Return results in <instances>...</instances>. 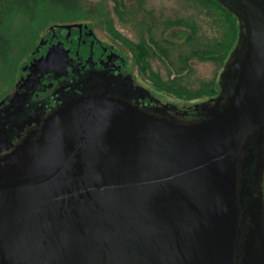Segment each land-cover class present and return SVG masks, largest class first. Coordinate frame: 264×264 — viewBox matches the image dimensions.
I'll list each match as a JSON object with an SVG mask.
<instances>
[{
	"label": "water",
	"instance_id": "95a60500",
	"mask_svg": "<svg viewBox=\"0 0 264 264\" xmlns=\"http://www.w3.org/2000/svg\"><path fill=\"white\" fill-rule=\"evenodd\" d=\"M215 1L239 32L204 119L85 96L0 157V264H264V0Z\"/></svg>",
	"mask_w": 264,
	"mask_h": 264
},
{
	"label": "flooded vegetation",
	"instance_id": "af4514ba",
	"mask_svg": "<svg viewBox=\"0 0 264 264\" xmlns=\"http://www.w3.org/2000/svg\"><path fill=\"white\" fill-rule=\"evenodd\" d=\"M46 5H41L32 23L31 29L38 31L35 41L18 61L10 85L0 95V129L6 126L13 146L3 150L0 157L30 133L39 137L46 118L66 102L85 96L120 99L177 124L205 118L204 112L193 107L206 100L180 107L181 103L168 101L165 93H157L140 81L133 53L107 30L106 18L96 14L97 10L87 9L81 0H49ZM14 95L27 97L16 113L10 103ZM250 185L257 187L253 181ZM248 225L244 221L241 230L246 231ZM239 256L240 251L235 264H241Z\"/></svg>",
	"mask_w": 264,
	"mask_h": 264
},
{
	"label": "rangeland",
	"instance_id": "374dc122",
	"mask_svg": "<svg viewBox=\"0 0 264 264\" xmlns=\"http://www.w3.org/2000/svg\"><path fill=\"white\" fill-rule=\"evenodd\" d=\"M25 1L24 5L26 6L34 2V0ZM73 1L77 2L78 0ZM46 2L49 5V0ZM81 3L87 9L97 10L96 14L110 19L116 29L130 41L138 43L142 37L146 45L154 49L155 53L160 56V59L154 58L151 61V68L159 73L163 80H166L167 77L170 80L182 77L187 86L197 89L200 81H209L218 73L217 66L212 62H199L195 59L189 63L193 69L191 76L185 70L179 71L181 59L188 53V46L197 41L206 43L220 38L222 33L211 12L196 0H123L124 6L118 7V10L123 12L124 21L118 19L113 0H81ZM177 21L193 25L195 33H191L188 26L169 24ZM186 34L190 35L188 43ZM156 44L166 51L167 57L161 54L156 48ZM17 52L13 43L6 36L0 35V95L7 89L14 77L18 60ZM179 58L181 59L179 60ZM138 76L147 87L153 88L147 73L142 75L138 71ZM165 96L170 102L181 103L174 97L166 94ZM191 104L181 103L179 105L182 107Z\"/></svg>",
	"mask_w": 264,
	"mask_h": 264
},
{
	"label": "trees",
	"instance_id": "16d2710c",
	"mask_svg": "<svg viewBox=\"0 0 264 264\" xmlns=\"http://www.w3.org/2000/svg\"><path fill=\"white\" fill-rule=\"evenodd\" d=\"M202 6L207 8L213 18H215L217 25L222 30L220 38H215L206 43L195 42L193 45L188 46V53L181 59V66L179 71H186L189 76L193 74V69L190 66V61L195 59L199 62H212L217 66L218 73L209 81H200L197 89H192L187 86L185 80L176 78L170 80L168 77L163 80L159 73L151 68V61L154 58L160 59L154 49L146 45L144 39L138 43L132 42L118 32L110 19L106 18L104 24L109 32L116 35L124 45L131 50L134 56L135 63L139 66L141 74H148V78L153 85V89L157 93H165L170 95L181 103H196L199 101L210 99L216 96L219 92V73L223 69L224 63L228 55L234 49L238 40V23L234 15L221 7L215 0H196ZM25 0H0V35L6 36L13 45L17 48L18 61L29 50V47L36 39L38 31L31 29L33 20L36 19L41 5L47 7L46 0H34L33 4L24 5ZM115 4V12L119 20L124 21L123 12L118 10V7H123V0H113ZM38 3V5H37ZM43 6V8H46ZM171 25L188 26L191 33H195L193 25H189L183 21L169 23ZM190 40V35L186 34V41ZM151 41H153L151 39ZM154 42V41H153ZM157 45V44H156ZM164 57H167L166 51L159 48ZM171 65L174 66L173 63ZM175 67V66H174ZM170 76V73H168Z\"/></svg>",
	"mask_w": 264,
	"mask_h": 264
}]
</instances>
